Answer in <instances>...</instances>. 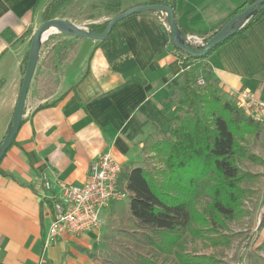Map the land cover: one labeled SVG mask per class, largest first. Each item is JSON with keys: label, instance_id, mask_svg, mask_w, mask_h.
<instances>
[{"label": "crops", "instance_id": "obj_1", "mask_svg": "<svg viewBox=\"0 0 264 264\" xmlns=\"http://www.w3.org/2000/svg\"><path fill=\"white\" fill-rule=\"evenodd\" d=\"M50 1L0 0V146L13 118L23 60ZM245 1L174 0V21L187 35L204 36L224 27ZM144 3L121 0L120 11ZM108 12L105 22L115 16ZM73 41L50 32L40 44L19 130L0 161V264H101L119 214L131 217L128 205L113 204L101 212L99 228L62 234L45 249L59 184L83 185L90 164L109 153L121 164V186L126 187V173L143 167V147L166 131L169 108L182 91L181 62L163 12L126 18L101 42L81 39L70 62L54 74L44 71V55ZM49 75L58 85L43 99L35 77ZM196 77L214 81L217 92L232 103L243 90L264 101V16L212 53Z\"/></svg>", "mask_w": 264, "mask_h": 264}, {"label": "trees", "instance_id": "obj_2", "mask_svg": "<svg viewBox=\"0 0 264 264\" xmlns=\"http://www.w3.org/2000/svg\"><path fill=\"white\" fill-rule=\"evenodd\" d=\"M68 1L73 0H51L43 11V22L52 20L53 14ZM256 1H245L231 17L241 14ZM120 3L121 0H111L107 9L115 15L122 13ZM140 5H166L171 7L173 14L175 9L174 0L171 3L145 0ZM255 9L252 16V12L246 16L250 15L246 23L241 26L244 20L239 22L232 33L202 56H190L172 44L181 62L184 99L170 111V120L161 137L149 140L142 149L145 156L152 155L156 159L160 168L137 167L125 175V188L130 194V216L142 228L167 234L170 246L183 234L202 237L206 232L217 233L218 229L242 217L245 192L241 183L250 174L242 172L238 164L243 160L258 161L242 144L246 136H257L262 132L264 125L248 118L234 103L220 95L211 79L205 80L202 87H196V72L219 47L243 35L264 16V4ZM107 24L108 21L91 26L89 32L102 34ZM175 26L181 38L186 39V31ZM221 29L204 35L206 43ZM79 40L74 38L73 42L48 51L41 64L44 71L54 74L70 62L76 55ZM28 57L29 54L23 60V75ZM57 85L58 81L52 75L45 79L35 77L36 90L43 99L53 95ZM201 199L206 202L197 210ZM181 260L184 264H220L205 255L185 254Z\"/></svg>", "mask_w": 264, "mask_h": 264}, {"label": "rangeland", "instance_id": "obj_3", "mask_svg": "<svg viewBox=\"0 0 264 264\" xmlns=\"http://www.w3.org/2000/svg\"><path fill=\"white\" fill-rule=\"evenodd\" d=\"M110 2L111 0L68 1L53 14L52 19L90 29L91 26L105 22L111 15L107 9ZM255 12L256 10L250 15ZM51 33L52 36L60 34L54 30ZM65 43L57 46L56 50L67 45ZM205 80L208 77L197 79L196 87H202ZM175 95L169 111L184 99L182 91ZM242 145L247 153L258 159L254 162L243 160L238 164L242 172L250 174L241 183L245 192L242 217L223 229H218L217 233L206 232L202 237L183 234L170 246L167 234L142 228L132 217L127 218L122 212L119 214L121 217L118 225L106 238V248L100 255L101 264H184L181 256L185 254L205 255L220 264H264V129L257 136H246ZM143 167L153 170L160 168V164L152 155H146ZM205 202V199H201L197 210ZM117 205L126 208L129 200Z\"/></svg>", "mask_w": 264, "mask_h": 264}, {"label": "built area", "instance_id": "obj_4", "mask_svg": "<svg viewBox=\"0 0 264 264\" xmlns=\"http://www.w3.org/2000/svg\"><path fill=\"white\" fill-rule=\"evenodd\" d=\"M80 31L89 32L86 27ZM206 36L188 34L182 40L190 48H203ZM234 104L255 122L264 125V101L247 91H239ZM122 166L109 153L100 155L89 166L87 181L81 186L59 184L61 195L53 200V215L44 240L48 248L62 234L77 236L99 228L100 214L113 204L129 200L130 194L121 186ZM44 187L50 190V183Z\"/></svg>", "mask_w": 264, "mask_h": 264}, {"label": "water", "instance_id": "obj_5", "mask_svg": "<svg viewBox=\"0 0 264 264\" xmlns=\"http://www.w3.org/2000/svg\"><path fill=\"white\" fill-rule=\"evenodd\" d=\"M264 4V0H257L253 5L245 9L241 14L232 17L226 25L221 29V31L206 43V45L199 51L193 50L188 45H186L182 40L178 38V33L175 26L174 14L171 7L166 5H139L128 10H125L122 13L115 15L108 21V24L102 34H94L91 32H83L80 31L75 26H71L70 24L59 21L56 19L48 20L43 22L34 32L31 43H30V52L28 61L26 64L25 72L23 75L22 84L20 87L17 103L14 109L13 118L11 120V126L8 131V134L4 137L3 142L0 146V161L4 157L7 150L10 148L20 126L21 118L24 111L25 100L30 88V84L32 78L34 76L35 69L37 67L38 59H39V49L42 41V36L46 33L47 30L52 29L56 32H59L62 35L80 38V39H92L97 41H103L109 35L110 31L122 20L126 19L131 14H139L143 12L150 11H159L163 12L167 18V24L169 27V32L171 35L172 44L178 48L183 50L186 54L194 57H199L204 55L207 51L212 49L214 45L220 43L227 35L232 33L230 28L235 24L246 20V16L255 11L256 7H260Z\"/></svg>", "mask_w": 264, "mask_h": 264}, {"label": "bare ground", "instance_id": "obj_6", "mask_svg": "<svg viewBox=\"0 0 264 264\" xmlns=\"http://www.w3.org/2000/svg\"><path fill=\"white\" fill-rule=\"evenodd\" d=\"M52 31V29H49L46 31V33L42 36V41H44L46 39V37L48 36V34Z\"/></svg>", "mask_w": 264, "mask_h": 264}]
</instances>
